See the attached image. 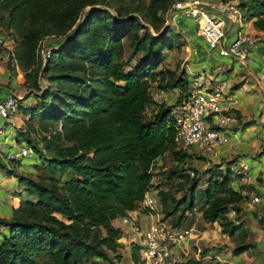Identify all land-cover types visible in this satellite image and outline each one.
<instances>
[{
    "label": "trees",
    "instance_id": "1",
    "mask_svg": "<svg viewBox=\"0 0 264 264\" xmlns=\"http://www.w3.org/2000/svg\"><path fill=\"white\" fill-rule=\"evenodd\" d=\"M66 1L0 0V25L6 28L0 30L14 38L10 64L17 59L28 66L23 78L36 88L31 91L36 102L28 108L30 117L53 126L61 122L55 133L64 140L44 141L48 181L17 171L10 162L22 159L5 160L0 153V167L21 186L19 216L0 217V228H9L0 239V264H87L96 258L117 264L123 256L119 251L122 230L114 220L133 210L153 212L152 207L141 205L153 185L156 159L168 151L179 159L192 156L175 142L173 108L184 95L160 104L151 95L153 87L165 92L172 87L183 92L190 88L186 70L175 75V70L159 68L167 52L183 44L182 33L165 20L175 0H125V6H116V14L106 0H73L68 7L63 6ZM85 5L91 7L84 22L51 44L44 68L49 84L41 89L40 70L35 66L39 40L49 22L65 19L70 25ZM239 6L245 19H253L255 27L264 30V0H240ZM126 41L130 57H137L131 69ZM169 75L172 78L166 82ZM150 105L156 110L152 117L146 115ZM21 135L27 143L33 142L22 130L18 142ZM233 163L225 168L217 164L207 172L200 209L207 222H218L234 239L240 235L241 244L234 248L240 254L254 243L247 240L241 219L248 194L244 186H233L237 177ZM182 176L191 181L189 196L177 199L160 192L166 217L184 205L173 218L174 227L183 226L186 211L196 207L195 190L201 183V177L190 171ZM170 197L175 202L172 208ZM231 211L239 223L230 217ZM141 247L138 241L132 243L136 263L145 262Z\"/></svg>",
    "mask_w": 264,
    "mask_h": 264
},
{
    "label": "rangeland",
    "instance_id": "2",
    "mask_svg": "<svg viewBox=\"0 0 264 264\" xmlns=\"http://www.w3.org/2000/svg\"><path fill=\"white\" fill-rule=\"evenodd\" d=\"M109 2L107 5L114 14H116V6H125V0H106ZM79 0H76L78 3ZM83 2V0H81ZM73 0H68L64 3L63 6H70L73 4ZM90 5H85L78 11V16L72 24L69 25V22L65 19L56 22H49V26L45 29V32L41 39L38 42L37 48V59L35 66H37L40 70V88L44 89L49 84L47 78L44 77V68L47 59L51 53V44L56 42L58 39H65L69 36L74 29L78 28L83 22L85 18L86 11L90 8ZM0 28L6 30L5 27L0 25ZM174 28H177L174 26ZM180 41H183V44L169 50L167 52V58L163 62V64L159 67L161 69H172L176 71L175 75L181 74L184 70L187 71V74L190 76V80L193 76L192 72H189L188 69L193 66L194 59H192L193 55L199 56V54H193L192 50L195 44H190L185 38H180ZM206 41V40H205ZM49 52V55L47 53ZM201 54V53H200ZM130 48L126 41V52L125 57L130 60L132 65H128L127 68L131 69L133 64H136L137 57H130ZM217 60L221 61L220 63H225L226 60L224 58L217 57ZM14 65L17 66V70L22 75V95L18 96V107L17 110L11 114H18L19 126L16 127L15 132H9L5 136V140H9V144H0V152L5 153L6 150L15 149L17 146L21 144V141L29 142L27 139L24 140V136L21 135L20 141L18 142L17 134L19 130H22L25 134L29 135L33 142L29 143L33 146L36 154L33 157L22 158L20 162H10V166H15L17 171L25 174H30L45 181L50 179V175L44 167V160L47 156V151L43 148L44 141L46 139H51L53 142H64L58 135L57 129H61V122L55 124L54 126L50 124L49 121L44 120L40 121L37 117L31 118L30 112L28 108L31 104L36 102V97L33 92L35 89L33 86H28L29 82L23 78L26 73L27 67L24 65H20L17 59L13 61ZM191 63L188 67L187 64ZM234 61L231 62L233 64ZM230 64V65H231ZM236 69L238 73L234 76L238 81L242 79V72L244 71V66L241 62H235ZM194 69V68H193ZM43 72V75H42ZM207 73L206 71L203 72ZM225 73V72H224ZM217 75L216 73L214 74ZM172 76H167L166 82L171 80ZM219 79H223L221 75L218 76ZM247 89H243V93H252L254 91V86H251V83H248L246 86ZM247 90V92H246ZM251 90V91H250ZM187 92L184 91L180 87H172L166 90V102L173 103L180 96L183 97ZM259 103V104H258ZM257 107V105H260ZM239 111V113H238ZM236 112L237 120L234 122V129L236 131V135L223 147V150H219L218 152H207V151H196L193 149L192 156L184 159H179L175 156L172 151H168L163 155L159 156L153 164V185L150 189V195L156 199V204L153 207V212H144L141 209H138L141 215L143 216L142 220L139 222V229H146L153 223L157 222H165L167 225H172L174 223L173 218H176L178 214L183 210V204L180 206L179 210L172 216L166 217L165 212L163 210V204L161 200V193L165 192L171 197L175 196V198L180 199L184 196H189L191 189L190 179L183 177L182 174L189 171H195V176L201 177L200 186L195 190L196 195V207L194 209H189L186 211L185 219L182 221V225L184 227H192L195 230H203L208 227L209 232L207 234L208 240L215 242L216 245L209 246L211 249L219 253H224L225 256L220 257L221 261L217 262V256L209 259L208 264H247L248 257L247 253L243 254L240 257L236 255L234 252V248L241 244L240 235L234 239L233 244L224 243L221 237V232L219 231V224L209 223L203 219L201 205L203 204V200L201 198L203 194V188L205 187V180L208 177V171L211 168H214L217 164H221L224 168L233 163V167L235 169L241 168L244 170L241 176H247L249 173V166L242 165L241 159L243 157H249L252 160L259 159L264 153V124L262 123L264 120V101H257L254 103V106L244 112L242 109H238ZM156 110L154 105H150L146 111V115L148 117H152L155 114ZM36 144L37 148L34 146ZM225 149V150H224ZM71 174V171L64 175V179L68 178ZM191 176V175H190ZM192 177V176H191ZM248 195L255 193L253 186L247 185L246 183H242ZM16 190V191H14ZM21 190V186H19L18 179L16 177H10L6 174V171L3 167H0V217H5L8 219H15L19 216L17 213V207L20 205V196L17 195V192ZM170 197L169 200V208L173 207L175 203L173 199ZM145 207L144 205H141ZM234 212L231 211L230 215H233ZM257 214V213H256ZM255 214V215H256ZM258 217V215H256ZM259 218V217H258ZM259 219H264V216ZM9 232L8 226H2L0 228V239ZM139 240V239H138ZM206 251V249H204ZM244 253V252H243ZM241 256V255H240ZM87 264H93L91 262ZM94 264H101V261H98ZM102 264H108L107 261L102 262Z\"/></svg>",
    "mask_w": 264,
    "mask_h": 264
},
{
    "label": "built area",
    "instance_id": "3",
    "mask_svg": "<svg viewBox=\"0 0 264 264\" xmlns=\"http://www.w3.org/2000/svg\"><path fill=\"white\" fill-rule=\"evenodd\" d=\"M181 16L194 19L200 26L207 43L221 45V53L232 57H246L256 45L258 37L242 28L243 12L239 2L235 0H175L165 13L166 24L178 25ZM228 18L237 26L235 38L226 45ZM8 33L0 30V49L7 44ZM199 54L198 49L193 50ZM49 55V52L47 53ZM204 71L194 72L190 88L180 102L173 108V124L175 126V142L179 148L192 151L218 152L226 145L236 131L234 122L237 114L231 104L230 94L224 79ZM166 92L153 87L151 95L158 104L166 102ZM18 95H10L0 100V114L8 118L18 107ZM36 154L33 146L22 142L14 150L3 153L5 160L33 157ZM241 176V168L235 169ZM192 175L195 171H190ZM246 194L248 192L244 191ZM251 204L255 207L260 201L257 193L251 194ZM156 199L146 192L142 205L154 207ZM124 222H130L129 215L123 216ZM195 235L192 227H174L165 222H157L148 226L142 235L141 251L146 264H175L173 248L184 240Z\"/></svg>",
    "mask_w": 264,
    "mask_h": 264
},
{
    "label": "crops",
    "instance_id": "4",
    "mask_svg": "<svg viewBox=\"0 0 264 264\" xmlns=\"http://www.w3.org/2000/svg\"><path fill=\"white\" fill-rule=\"evenodd\" d=\"M235 1L239 2L240 0ZM253 21V19L248 20L244 18L242 23V28L246 32L258 37L256 45L246 57H232L222 54L220 51L221 45H211L207 43L202 35L199 24L192 18L181 16L179 24L174 25L177 27L176 29L182 33V38H185L190 44H195L193 50H199V56L193 55L192 57V59H194L192 63L194 69L190 67L188 71L192 73L198 71H206L212 74L216 73L217 77L221 75L230 94L232 106L237 110L241 108L242 112H244V110L248 111L252 105L254 106L255 102L260 100L264 101V30L255 27ZM236 31L237 26L228 18V31L224 42L226 45L235 38ZM13 48L14 38L12 34L8 33L7 44L0 49V100L13 94L21 96L24 90L21 84L22 78L17 70L18 65L15 66L14 63L10 64V55L13 53ZM217 57L224 58L226 62L220 63L221 61L217 60ZM232 61H234V63L241 62L245 68L241 74L242 79L240 81L234 77L238 71L236 65L234 63L231 64ZM190 65L191 63L187 64L188 67ZM188 78L190 80L189 75ZM248 83H251V86H254V88L256 87L254 91L250 90L252 92L250 94L242 92L243 89H247L246 86ZM260 106L261 104L257 105V107ZM18 117L19 115L16 114L4 118L0 114V144L10 143L9 140H5V136L9 132H15L16 127L19 126L17 122ZM262 123L264 124V120ZM237 136L238 135L235 137ZM219 150L223 149L219 148L218 151ZM241 164L247 165V167L250 165L249 173L247 176H237L233 181V186L235 188H240L242 183L253 186L255 193L260 196V201L255 207L251 204L249 197L242 203L243 211L241 219L244 220L248 231L247 240L253 242L254 246L243 251L244 253L242 252L236 255L242 258L244 257L242 255L247 253L246 258L248 257L247 259L249 262L247 264H264V219H259L264 216V153L255 161L249 157H243L241 159ZM139 214H142L139 210L131 211L129 213L131 218L130 222H124L122 216L114 220V224L122 230L119 237V251L123 256L121 260L117 261V264H146L145 262L136 263L132 258V243L136 241L141 242L145 230L139 229V221L143 218V216H139ZM255 214L258 215L259 218L256 217ZM230 217L235 219L236 213L234 212ZM235 220L236 223L240 222L237 219ZM219 231L221 232L224 243L230 245L234 243V238L224 233L220 224ZM208 232V227L203 230H195V235L193 237H189L181 244L175 246L173 248L176 260L175 264H208L209 259L214 258V256L218 257V259H216L217 262L221 261L220 257L225 255L224 253L217 254L214 249L209 247L216 245V243L208 240ZM204 249H206V251H204ZM98 261H101L102 264L105 260L96 258L91 263L94 264Z\"/></svg>",
    "mask_w": 264,
    "mask_h": 264
}]
</instances>
